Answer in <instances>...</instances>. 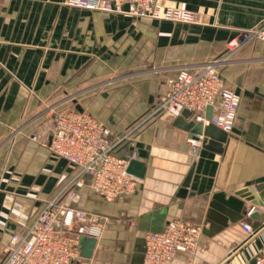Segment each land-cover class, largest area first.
<instances>
[{
  "label": "crops",
  "instance_id": "1",
  "mask_svg": "<svg viewBox=\"0 0 264 264\" xmlns=\"http://www.w3.org/2000/svg\"><path fill=\"white\" fill-rule=\"evenodd\" d=\"M66 1L0 0V261L46 201L79 180L78 168L49 149L61 111H91L114 141L157 106L168 78L222 56L239 30L264 26V0H171L199 13L201 24ZM220 67L241 97L234 130L207 137V126L184 113L142 123L118 149L145 163L139 190L106 202L86 186L88 177L78 187L79 206L114 223L77 264H143L145 235L176 218L201 227L198 250L163 264H244L264 252V206L248 216L253 206L236 195L264 187V42ZM201 134L202 145L191 149L189 138Z\"/></svg>",
  "mask_w": 264,
  "mask_h": 264
},
{
  "label": "built area",
  "instance_id": "2",
  "mask_svg": "<svg viewBox=\"0 0 264 264\" xmlns=\"http://www.w3.org/2000/svg\"><path fill=\"white\" fill-rule=\"evenodd\" d=\"M66 4L106 13L122 12L124 6L129 5L131 13L141 18L201 24L199 13L171 0H67ZM253 41L264 42V26L239 30L227 41L225 53L199 70H179L167 79L157 106L142 122L114 141L111 128L90 112L61 111L55 120L49 149L78 168L79 180L47 200L25 234L13 235L0 264H77L82 238L99 241L105 229L114 223L108 215L81 208L82 196L78 187L85 184L84 178L88 177L86 186L106 202L135 194L141 181L128 172V167L136 155L125 158L118 149L142 123L156 116L175 117L188 111L194 121L231 133L241 97L225 85L219 68L231 62L239 50ZM208 107L212 108L210 118L204 113ZM31 139L41 142L36 134ZM188 142L191 149L199 148L203 135H192ZM254 211L259 209L252 207L247 215L251 216ZM243 228L250 235L257 232L248 224ZM200 235L201 227L189 220L176 218L169 221L163 230L145 235L143 264H163L179 254L193 256L198 250ZM262 235L264 237V229ZM244 264H264V252L253 253Z\"/></svg>",
  "mask_w": 264,
  "mask_h": 264
},
{
  "label": "water",
  "instance_id": "3",
  "mask_svg": "<svg viewBox=\"0 0 264 264\" xmlns=\"http://www.w3.org/2000/svg\"><path fill=\"white\" fill-rule=\"evenodd\" d=\"M79 111H83L81 107H77ZM184 114H190L188 111H184ZM212 115V108H207V117L210 118ZM215 132H221L220 129L217 127L211 125L207 126L204 130V135L207 137H211ZM206 145H209V142L207 144V140L204 141ZM146 166L144 162H141L137 159H132L130 161V165L128 167V172L132 175L143 178L145 175ZM237 196H241L242 198H245L247 201L251 203L253 207L255 206H264V187H246L241 190H238L236 192ZM254 213V212H253ZM255 216V213L252 214ZM97 245V240L95 238H85L82 241V251L81 256L83 258H91L94 252V249Z\"/></svg>",
  "mask_w": 264,
  "mask_h": 264
},
{
  "label": "rangeland",
  "instance_id": "4",
  "mask_svg": "<svg viewBox=\"0 0 264 264\" xmlns=\"http://www.w3.org/2000/svg\"><path fill=\"white\" fill-rule=\"evenodd\" d=\"M256 41H253V42H251V44H253V43H255ZM216 59V58H215ZM219 70H220V72H221V74H222V69H221V67L219 68ZM91 112V111H90ZM82 240H84V239H82Z\"/></svg>",
  "mask_w": 264,
  "mask_h": 264
}]
</instances>
